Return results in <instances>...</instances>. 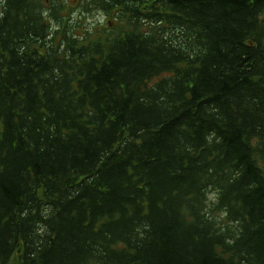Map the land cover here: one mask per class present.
<instances>
[{"label":"trees","instance_id":"trees-1","mask_svg":"<svg viewBox=\"0 0 264 264\" xmlns=\"http://www.w3.org/2000/svg\"><path fill=\"white\" fill-rule=\"evenodd\" d=\"M0 264H264V0H0Z\"/></svg>","mask_w":264,"mask_h":264},{"label":"rangeland","instance_id":"rangeland-1","mask_svg":"<svg viewBox=\"0 0 264 264\" xmlns=\"http://www.w3.org/2000/svg\"><path fill=\"white\" fill-rule=\"evenodd\" d=\"M99 18H94L93 20H98ZM92 21V20H91Z\"/></svg>","mask_w":264,"mask_h":264}]
</instances>
